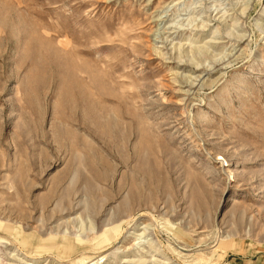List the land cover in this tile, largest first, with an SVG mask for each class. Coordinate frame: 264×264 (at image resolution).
Returning <instances> with one entry per match:
<instances>
[{
	"label": "rangeland",
	"instance_id": "rangeland-1",
	"mask_svg": "<svg viewBox=\"0 0 264 264\" xmlns=\"http://www.w3.org/2000/svg\"><path fill=\"white\" fill-rule=\"evenodd\" d=\"M0 264H264V0H0Z\"/></svg>",
	"mask_w": 264,
	"mask_h": 264
},
{
	"label": "bare ground",
	"instance_id": "bare-ground-1",
	"mask_svg": "<svg viewBox=\"0 0 264 264\" xmlns=\"http://www.w3.org/2000/svg\"><path fill=\"white\" fill-rule=\"evenodd\" d=\"M141 236V235H140Z\"/></svg>",
	"mask_w": 264,
	"mask_h": 264
}]
</instances>
